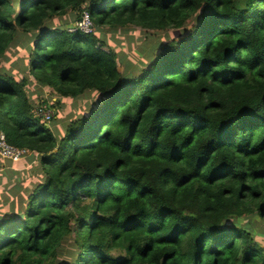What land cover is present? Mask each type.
I'll return each mask as SVG.
<instances>
[{"label":"trees","instance_id":"1","mask_svg":"<svg viewBox=\"0 0 264 264\" xmlns=\"http://www.w3.org/2000/svg\"><path fill=\"white\" fill-rule=\"evenodd\" d=\"M129 25L178 35L122 74ZM21 36L40 87L96 97L63 131L4 68ZM0 132L42 175H0V264H264V0H0Z\"/></svg>","mask_w":264,"mask_h":264},{"label":"rangeland","instance_id":"2","mask_svg":"<svg viewBox=\"0 0 264 264\" xmlns=\"http://www.w3.org/2000/svg\"><path fill=\"white\" fill-rule=\"evenodd\" d=\"M82 16H80L77 21L75 17L66 16L64 22L72 23L75 20L77 23L82 19ZM66 26H68V24ZM190 27L191 24L189 23L187 29ZM90 32H93L92 27L90 28ZM102 34L108 42L110 49H113L118 55V71L122 74L138 72V70L133 72V69H141L142 63H147V57L154 47L160 42H164L168 37H175L178 35L175 32L149 31L135 25H129L123 29H110L109 27H104L102 28ZM26 43L25 36H21V39L14 43L7 53V60L3 62L5 63L4 68L16 78H21V76H27L29 78L31 82L28 85V94L32 98L34 107L36 108L40 105L51 106L54 109H52L53 118L55 117L54 121L56 122L55 124L52 123L51 129L56 131V128H59L60 131H63L65 125L71 120H75L76 117L85 114L92 107L96 97L94 94H91L81 97L80 99H59L56 92L52 89L40 87L33 78L24 71L28 66L29 56L27 53V46L31 44V41L29 40L28 43ZM7 162L10 163V161L0 159V175L2 173L11 175L19 170L20 173L25 175L24 177L26 180H29L26 185L29 182L36 184L41 180L42 175L39 174L37 156L31 155L17 164H13L12 162L13 165ZM16 168H18V170ZM27 187L29 186L25 188ZM2 212L5 214V218L10 216L6 214L5 206L2 207Z\"/></svg>","mask_w":264,"mask_h":264},{"label":"built area","instance_id":"3","mask_svg":"<svg viewBox=\"0 0 264 264\" xmlns=\"http://www.w3.org/2000/svg\"><path fill=\"white\" fill-rule=\"evenodd\" d=\"M81 18L82 19L79 22L69 27L68 31L70 33H75L77 31H82L86 34L91 33L90 28L92 27V23L88 14L84 13ZM34 116L42 123L49 125L53 120V110L51 106L40 105L34 109ZM30 155L31 153L27 149L10 145L7 142L5 135L0 133V159L19 163Z\"/></svg>","mask_w":264,"mask_h":264},{"label":"crops","instance_id":"4","mask_svg":"<svg viewBox=\"0 0 264 264\" xmlns=\"http://www.w3.org/2000/svg\"><path fill=\"white\" fill-rule=\"evenodd\" d=\"M30 153H31V152H30ZM31 155H32V153H31ZM31 155H30V156H31ZM7 163L10 164V165L17 164V163H13V164H12V162H10V163L7 162ZM16 169L18 170V168H16Z\"/></svg>","mask_w":264,"mask_h":264},{"label":"clouds","instance_id":"5","mask_svg":"<svg viewBox=\"0 0 264 264\" xmlns=\"http://www.w3.org/2000/svg\"><path fill=\"white\" fill-rule=\"evenodd\" d=\"M79 21H80V20H79ZM79 21H78V22H79ZM74 24H75V23H74ZM74 24L69 25V26H68V29H69L70 26H72V25H74ZM68 32H69V31H68Z\"/></svg>","mask_w":264,"mask_h":264}]
</instances>
